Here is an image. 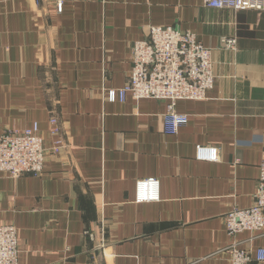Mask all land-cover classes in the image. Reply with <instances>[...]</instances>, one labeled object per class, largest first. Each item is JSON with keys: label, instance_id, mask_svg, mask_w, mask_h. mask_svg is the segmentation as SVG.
<instances>
[{"label": "crops", "instance_id": "obj_1", "mask_svg": "<svg viewBox=\"0 0 264 264\" xmlns=\"http://www.w3.org/2000/svg\"><path fill=\"white\" fill-rule=\"evenodd\" d=\"M151 26L188 30L211 50L213 88L176 103L187 123L175 134L164 129L168 102L103 94L126 84L131 47ZM52 119L65 144L58 155ZM34 123L42 174L0 172V225L17 230L18 264H230L224 218L253 205L264 159V10L0 0V135ZM197 146L219 160L198 161ZM148 179L158 199L138 202L136 183ZM249 237H237L240 247H264V235Z\"/></svg>", "mask_w": 264, "mask_h": 264}, {"label": "built area", "instance_id": "obj_2", "mask_svg": "<svg viewBox=\"0 0 264 264\" xmlns=\"http://www.w3.org/2000/svg\"><path fill=\"white\" fill-rule=\"evenodd\" d=\"M206 7L216 10L262 11L264 0H203ZM61 12L62 2H57ZM222 47L233 49L235 40H222ZM131 73L121 88L104 89L109 103L124 102L127 95L135 100L154 99L168 102L164 129L175 134L187 123V116L175 111L180 100H202L213 88L215 75L211 50L202 45L197 36L174 27L151 26L145 39L133 43L130 51ZM54 138L50 153L60 154L65 147L59 138L55 119L51 120ZM46 149L39 136L38 123L23 130H11L0 135V172L13 179L38 176L44 171ZM198 161L217 162L214 148L197 146ZM159 183L155 179L136 183V201L150 202L158 199ZM229 240L225 248L230 264L264 262V247H240L237 237L250 234L246 242L264 235V159L259 166V178L254 203L249 208H232L224 218ZM0 264H18L17 230L13 225H0Z\"/></svg>", "mask_w": 264, "mask_h": 264}]
</instances>
